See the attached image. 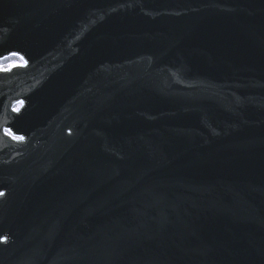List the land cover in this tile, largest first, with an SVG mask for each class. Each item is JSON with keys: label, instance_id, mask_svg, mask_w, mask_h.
<instances>
[{"label": "water", "instance_id": "water-1", "mask_svg": "<svg viewBox=\"0 0 264 264\" xmlns=\"http://www.w3.org/2000/svg\"><path fill=\"white\" fill-rule=\"evenodd\" d=\"M12 53L0 264H264V0H0Z\"/></svg>", "mask_w": 264, "mask_h": 264}, {"label": "built area", "instance_id": "built-area-1", "mask_svg": "<svg viewBox=\"0 0 264 264\" xmlns=\"http://www.w3.org/2000/svg\"><path fill=\"white\" fill-rule=\"evenodd\" d=\"M9 57H15L14 59H12V61L8 62V64H6L5 66H0L1 67H9L11 66L12 64L14 63H21L22 62V59L15 53H12L11 55H7ZM5 57V56H4ZM2 58V57H1Z\"/></svg>", "mask_w": 264, "mask_h": 264}, {"label": "rangeland", "instance_id": "rangeland-1", "mask_svg": "<svg viewBox=\"0 0 264 264\" xmlns=\"http://www.w3.org/2000/svg\"><path fill=\"white\" fill-rule=\"evenodd\" d=\"M7 58V59H6ZM15 57H9V56H5V57H2L0 59V66H5L6 64H8V62L12 61V59H14Z\"/></svg>", "mask_w": 264, "mask_h": 264}, {"label": "snow or ice", "instance_id": "snow-or-ice-1", "mask_svg": "<svg viewBox=\"0 0 264 264\" xmlns=\"http://www.w3.org/2000/svg\"><path fill=\"white\" fill-rule=\"evenodd\" d=\"M7 59V58H6ZM22 59V58H21ZM8 70H10V69H8ZM22 103V102H21ZM16 110H18V109H16ZM9 134H11V133H9ZM13 138L14 139H16V140H18V141H22L24 138L23 137H16V136H13Z\"/></svg>", "mask_w": 264, "mask_h": 264}]
</instances>
